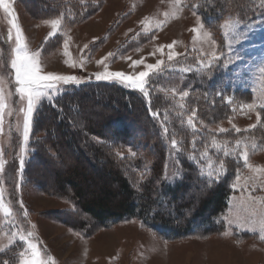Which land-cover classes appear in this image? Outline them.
<instances>
[{
    "label": "rangeland",
    "instance_id": "rangeland-1",
    "mask_svg": "<svg viewBox=\"0 0 264 264\" xmlns=\"http://www.w3.org/2000/svg\"><path fill=\"white\" fill-rule=\"evenodd\" d=\"M39 1H66L72 6L91 4L95 8L80 22L71 24L62 15L40 18V14H36ZM195 1L7 0L20 29V43L38 61L40 74L69 75L80 80L78 84L60 83L56 89L42 90L45 95L35 105L27 141L23 138L27 96L21 98L17 91L15 72L11 68L17 48V30L10 23L12 16L0 5V164L3 165L0 170V253L19 248L21 244L19 264H24L33 258L28 245L34 244L38 259L45 264H264V239H261L264 232L260 227L264 221V108L260 107L264 104V20L224 21L219 37L207 28L194 8ZM53 20L59 21L55 29L51 24ZM226 23L233 27L226 28ZM213 51L218 59L212 58ZM186 54L200 58L196 62L198 66L220 63L217 67L222 66L225 72V77L214 85L218 91L216 113L221 115L211 117L210 114L203 129L222 133L224 137L235 133L245 135L233 142L231 148L233 152L238 150L234 153L241 163L240 169L231 175L233 193L224 215L225 232L169 241L138 219L98 226L81 213L71 191L61 192L57 186V173L67 166L63 165L61 149L56 148L55 140L46 136L43 129L36 137L48 138L45 145L49 144L51 155L41 144L38 161L29 166L28 175L22 178L34 152L31 148L35 138L33 121L42 101L69 86L106 82L95 78L96 73L105 70L132 77L149 71L144 81L145 90L151 76ZM157 63L160 64L158 69L146 67ZM121 82L141 91L130 87L126 81ZM238 90L250 92L251 100L247 95L237 94ZM86 104L85 109L96 120L108 118L113 122L119 118L107 101L89 100ZM247 104L256 107L249 109ZM130 117L136 125L142 121L136 115ZM42 121V125L47 126V120L42 118ZM132 131H138L135 125ZM216 143L221 150L230 153L226 141ZM245 152L252 168L245 164ZM125 153L131 150L127 148ZM84 160L93 172L106 169L92 154ZM221 164L216 159L210 162L215 171L225 170ZM181 173L176 144L168 143L166 180H177ZM194 194L191 190L182 197V202L191 205Z\"/></svg>",
    "mask_w": 264,
    "mask_h": 264
},
{
    "label": "trees",
    "instance_id": "trees-1",
    "mask_svg": "<svg viewBox=\"0 0 264 264\" xmlns=\"http://www.w3.org/2000/svg\"><path fill=\"white\" fill-rule=\"evenodd\" d=\"M193 4L207 28L219 37L224 21L264 20V0H196ZM38 5L36 14L40 18L62 15L71 24L80 22L95 8L91 4L72 6L66 1H39ZM199 59L186 54L168 64L149 78L143 91L130 89L118 80L90 82L69 86L42 101L33 121L34 152L22 178L28 175L29 166L38 161L41 144L47 154L50 152L49 144L45 145L48 138L36 137L43 129L46 136L56 141L63 165L67 166L57 173V186L61 192L71 191L81 213L98 226L138 219L169 241L225 232L224 215L233 193L231 175L240 169L241 163L234 153L238 150L233 152L231 148L233 142L245 135L235 133L224 137L222 133L203 129L210 114L221 115L216 113L218 91L214 85L225 77V72L222 66L217 67L220 63L198 66ZM185 91L189 95L183 97ZM238 91L237 94L247 95L251 100L250 92ZM89 100L107 101L120 119L96 120L86 110ZM132 115L142 121L134 124L129 118ZM42 118L47 120L45 127ZM134 125L138 131H132ZM173 141L182 173L177 180L168 181L167 149ZM221 141H226L230 153L216 146ZM127 148L131 153H125ZM89 154L105 164L106 169L102 172L88 169L84 158ZM212 159L222 162L225 170H213ZM191 190L195 191L192 204L186 206L182 197ZM198 223L202 228H197ZM18 247L0 253V262L19 264L22 245Z\"/></svg>",
    "mask_w": 264,
    "mask_h": 264
},
{
    "label": "snow or ice",
    "instance_id": "snow-or-ice-1",
    "mask_svg": "<svg viewBox=\"0 0 264 264\" xmlns=\"http://www.w3.org/2000/svg\"><path fill=\"white\" fill-rule=\"evenodd\" d=\"M0 5L3 6L4 10L9 13L10 16H12V19L10 21L13 28H16L17 30V48L15 49V58L11 61V68L15 72V80L17 84V91L20 93L21 98H23L25 95L27 96V111L25 113L24 118V140L27 141L29 139V132L30 127L32 123V117L35 110L36 103L40 100L42 95H45V93L42 91L43 89H56L57 86L60 83L63 84H69V83H80L79 78L75 76H69V75H56L53 73H48L45 75L40 74V67L38 64V61L29 54L28 51H26L25 46L20 43L22 37L20 35V29L19 26L16 24V17L12 15V9L11 4L7 2V0H0ZM200 21L198 20V24ZM52 27L55 29L57 25L59 24V21L53 20L51 21ZM201 27H203L202 24H200ZM225 27H233L232 25L226 23ZM193 31H199V29H193ZM51 35V34H50ZM213 44H215V41H213ZM64 47L67 48V42L65 41ZM169 48L172 47V45H168ZM211 56L213 59H218L219 57L216 55V52L213 51L211 53ZM172 59V55H169V60ZM99 63H103V61H100ZM134 63L139 64L141 61H135ZM146 67L149 70L152 69H158L160 67V64L157 63L155 65L148 64ZM264 71V69H262ZM149 76V71H143L140 72L137 76H127L122 72H109L107 70L103 72L96 73L95 78L96 80H114L116 78H119L121 81L128 82V85L133 88H139L141 91L144 90V81L145 78ZM144 95H148L147 92L144 93ZM189 93L187 91L182 93L183 97L188 96ZM2 107V105H0ZM247 108L254 109L256 106L254 104H247ZM260 107L264 108V104L260 105ZM257 121L259 122V113H257ZM189 123H192L191 118L189 119ZM0 124H2V116H0ZM221 131H224L221 129ZM239 131V129H237ZM173 145H175V141H173ZM243 158L245 161V164L252 168V165L247 163V153L245 152L243 154ZM20 167H23L24 161L20 160ZM224 165L221 164V168H223ZM3 169V165L0 164V170ZM256 171H259L258 169ZM239 179V177H237ZM236 185H233V188H235ZM253 200H255V197H252ZM261 231L264 232V221L261 222ZM24 238L21 237V240ZM261 239H264V235L261 236ZM28 247L32 250V256L33 258L31 260L24 261V264H45L43 260L38 259L39 252L36 251V246L34 244H29ZM0 264H9L8 260H4L0 262Z\"/></svg>",
    "mask_w": 264,
    "mask_h": 264
}]
</instances>
